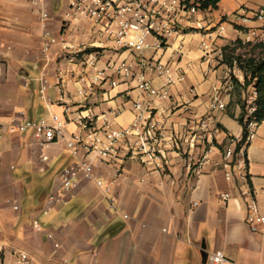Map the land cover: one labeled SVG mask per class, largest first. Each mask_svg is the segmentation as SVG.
I'll return each instance as SVG.
<instances>
[{
	"label": "crops",
	"instance_id": "obj_1",
	"mask_svg": "<svg viewBox=\"0 0 264 264\" xmlns=\"http://www.w3.org/2000/svg\"><path fill=\"white\" fill-rule=\"evenodd\" d=\"M70 1L0 0V124L5 131L0 140V260L19 264L18 253L26 252L34 264H211L203 263L205 250L223 251L231 264H264V234L246 223L248 198L241 193L243 185L250 187L264 214V121L248 149L247 179L230 181L222 169L223 149L244 132L237 119L242 108L230 104L236 94L229 87L232 73L240 82L244 74L222 62V49L246 40L249 28L261 25L253 15L264 8V0H221L217 9H201L182 19V33L165 47L154 37L143 52L94 41L92 49L100 50L97 69L128 60L136 75L120 78L108 69L110 79L96 84L97 70L86 65L93 22L71 19ZM52 38L56 41L45 50L44 42ZM203 43L209 46L207 55ZM70 51H80L76 60H67ZM144 58L168 64L169 76L148 72ZM179 71L185 73L181 81ZM142 76L168 89L167 97L152 98L153 118L165 136L167 160L160 165L168 174L127 155L120 145L102 157L82 142L74 154L67 144L74 135L88 142L106 120L134 121V102L143 98ZM217 95L228 107L213 111L214 137L191 146ZM52 114L67 124L63 136L47 145L31 130H5L14 120ZM88 115L94 119L91 129L81 120ZM84 159L92 161L94 178L81 174L78 187L49 205L50 195L62 193V170ZM221 194L231 198L224 201ZM109 198L119 211L110 207Z\"/></svg>",
	"mask_w": 264,
	"mask_h": 264
},
{
	"label": "built area",
	"instance_id": "obj_2",
	"mask_svg": "<svg viewBox=\"0 0 264 264\" xmlns=\"http://www.w3.org/2000/svg\"><path fill=\"white\" fill-rule=\"evenodd\" d=\"M40 1V0H34ZM204 0H71V19L84 20L89 19L93 22L92 39L89 47L94 46V41L101 43L114 42L115 47L119 50H127L132 52H143L151 48L153 45L149 41V37H154L161 47L168 46L171 40L182 33V19L192 16L202 8ZM184 14V15H183ZM47 12H42L43 18H48ZM254 19L261 22L260 26L251 27L247 32V39L251 43H264V8L258 9L254 15ZM71 21V20H70ZM56 39L44 42V49L47 50ZM204 52L208 54L206 43H203ZM103 47V46H102ZM101 47V48H102ZM71 49V47L66 46ZM82 50V49H81ZM93 50V51H92ZM88 54L86 65L97 70L92 78V84L98 81L110 79L107 75L108 69H113L120 78L134 76L135 70L133 64L124 60L120 64L115 63L104 69H97V56L99 49H92ZM82 52V51H81ZM80 51H70L66 58L74 61L78 58ZM144 66L150 73H158L161 75L170 74L168 64H163L154 58H144ZM237 66L234 67V69ZM184 71H179L178 80L184 79ZM235 74V73H234ZM136 77V75L134 76ZM229 87H235L233 75H231ZM46 79H43V90L46 89ZM170 82H174L171 80ZM112 85L117 82L112 79ZM92 86V85H91ZM139 89L143 94L142 99L134 102V121L129 125H117L111 120H106L103 127L93 130L89 135L91 139L88 142L83 141L82 136L74 135L67 142L74 154L78 153V145L84 142V147L89 153L96 152L102 157L108 156L116 150V146H122L129 156H137L145 163H153L164 174H168L167 166L160 165V162L166 163L167 155L164 146L165 136L163 129L159 123L153 118V100L154 97H167V87L157 88L149 80H144V76L140 77ZM222 90V88H221ZM80 93H84L81 89ZM228 107V103L224 101L221 95H217L210 104V110L199 121L200 131H197L191 138V146L195 145L197 140L212 139L214 137L215 127L213 111L224 110ZM258 110V90L255 83L251 84L247 89L245 99V126L241 137L231 138L230 144L223 149L224 156L222 161V169L228 180L234 181L236 178L247 179L248 177V149L254 141L261 121L257 118ZM83 126L86 129L92 128L94 119L92 116L81 117ZM67 121L57 114H52L50 119L41 118L37 121L20 120L11 122L5 130L11 133L25 132L31 130L33 135L40 139L43 145L58 141L63 136V128ZM4 126L0 124V140L4 136ZM177 146L175 139L171 140V145ZM48 159L47 156L43 157ZM199 163L197 166H201ZM195 175L200 172V167L194 170ZM94 178V168L92 161L84 159L73 162L65 167L60 174L62 193L50 195L48 204L54 205L63 200L66 193L71 192L80 184V175ZM175 183V181H172ZM97 184L103 186V181L98 179ZM241 193L248 199L246 201L245 221L250 229L254 232L264 234V214L260 212L259 205L254 197L250 187L243 185ZM231 194H221V199L228 201ZM110 207L119 211L114 200L109 198ZM195 205H198L195 202ZM18 209L19 206L15 205ZM47 212V210L45 211ZM128 215H125L127 217ZM34 226L38 231L43 230V226L39 222H35ZM51 236V235H50ZM59 244H56L58 247ZM208 261L211 264H231V261L223 251H214L209 254ZM19 264H34L28 253H18Z\"/></svg>",
	"mask_w": 264,
	"mask_h": 264
},
{
	"label": "trees",
	"instance_id": "obj_3",
	"mask_svg": "<svg viewBox=\"0 0 264 264\" xmlns=\"http://www.w3.org/2000/svg\"><path fill=\"white\" fill-rule=\"evenodd\" d=\"M220 1L221 0H204L202 8L217 9ZM235 42L241 44L243 41L242 39H238ZM231 45L229 44L223 47L222 62L227 64L231 69L237 66L243 72L244 82H240L238 78L233 76L236 89H248L251 84L255 83L258 90V110L256 116L262 122L264 121V43H259L257 46H254L253 48L255 50L259 49V51L250 54L237 53V47H232ZM241 108L242 112L237 119L240 124L245 126V106L241 105ZM222 128L224 129V127ZM0 264H4V262L0 260Z\"/></svg>",
	"mask_w": 264,
	"mask_h": 264
},
{
	"label": "rangeland",
	"instance_id": "obj_4",
	"mask_svg": "<svg viewBox=\"0 0 264 264\" xmlns=\"http://www.w3.org/2000/svg\"><path fill=\"white\" fill-rule=\"evenodd\" d=\"M237 41V40H236ZM243 42L241 43V44H237L235 41L234 42H232V43H230V45L232 46V47H234V46H236L237 47V49H236V52L237 53H243V54H250V53H252V52H256V51H259V49L258 50H255L253 47L254 46H257L258 44H255V43H251V42H249L248 40H242ZM229 45V44H228ZM223 54V53H222ZM237 69H239L238 67H236ZM234 70V69H233ZM240 70V69H239ZM232 75L233 76H235L236 77V75L234 74V73H232ZM237 78V77H236ZM234 93L236 94L235 95V102H230V104L232 103H234V104H236V103H238L240 106L241 105H244L245 106V99H246V94H247V89H236V86L234 87ZM240 103H239V102Z\"/></svg>",
	"mask_w": 264,
	"mask_h": 264
},
{
	"label": "water",
	"instance_id": "obj_5",
	"mask_svg": "<svg viewBox=\"0 0 264 264\" xmlns=\"http://www.w3.org/2000/svg\"><path fill=\"white\" fill-rule=\"evenodd\" d=\"M206 248V245L205 244H203V249H205ZM208 256H209V253H207V251H203V254H202V257H203V263H207V261H208Z\"/></svg>",
	"mask_w": 264,
	"mask_h": 264
}]
</instances>
